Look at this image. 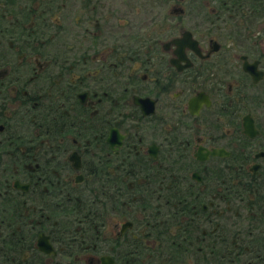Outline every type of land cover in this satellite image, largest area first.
I'll return each mask as SVG.
<instances>
[{
	"label": "flooded vegetation",
	"instance_id": "obj_1",
	"mask_svg": "<svg viewBox=\"0 0 264 264\" xmlns=\"http://www.w3.org/2000/svg\"><path fill=\"white\" fill-rule=\"evenodd\" d=\"M0 264H264V0H0Z\"/></svg>",
	"mask_w": 264,
	"mask_h": 264
}]
</instances>
